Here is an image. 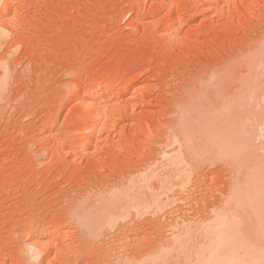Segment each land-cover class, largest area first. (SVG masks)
<instances>
[{
	"label": "rangeland",
	"instance_id": "374dc122",
	"mask_svg": "<svg viewBox=\"0 0 264 264\" xmlns=\"http://www.w3.org/2000/svg\"><path fill=\"white\" fill-rule=\"evenodd\" d=\"M263 41L264 0H0V264H164L168 250L169 264H186V255L208 248V225L226 203L243 156L233 155L237 163L230 153L217 157V144L216 154L185 163L179 103L194 82L207 91L215 80V92H200L209 101L185 114L195 145L204 150L200 131L213 119L226 126L232 104L230 114H244L255 146L263 147L264 77L256 75ZM100 99L106 116L97 121L85 101ZM130 182L148 204L112 226L90 213L84 223L103 227L90 233L94 239L85 237L83 224L63 219L79 191L95 204L96 191L123 194ZM101 201L99 209L107 204ZM179 240L191 241L185 255L183 241L174 244Z\"/></svg>",
	"mask_w": 264,
	"mask_h": 264
},
{
	"label": "bare ground",
	"instance_id": "6f19581e",
	"mask_svg": "<svg viewBox=\"0 0 264 264\" xmlns=\"http://www.w3.org/2000/svg\"><path fill=\"white\" fill-rule=\"evenodd\" d=\"M182 17H180V19H181ZM168 27V26H167ZM173 30V29H172ZM168 31V30H167ZM3 40H4V38H3ZM264 42V41H263ZM1 44V43H0ZM261 44V43H260ZM260 44H258L259 45V48L261 47L260 46ZM264 44V43H263ZM4 45V44H3ZM174 47V46H173ZM262 47H263V49H262ZM260 49L262 50L261 52L262 53H260V54H262L263 55V53H264V45L262 46ZM1 48V47H0ZM8 48V47H7ZM178 48V47H177ZM258 47H257V50H260ZM2 49V48H1ZM13 49V48H12ZM3 52V51H2ZM6 52V51H5ZM260 52V51H259ZM261 55V56H262ZM260 56V57H261ZM264 57V56H263ZM259 60H260V58H258ZM236 61H234V63H235ZM261 62V61H260ZM264 62V61H263ZM232 64H233V62H231ZM228 64L229 65V68L231 69L230 71H232V69H233V67L235 68V66L236 65H234L233 64V66H232V64ZM259 63V62H258ZM227 64V63H226ZM260 64V63H259ZM262 64V63H261ZM230 65H231V67H230ZM262 65H264V63L262 64ZM262 65L260 66V67H262ZM258 67H259V65H258ZM257 67V68H258ZM259 67V68H260ZM264 67V66H263ZM262 67V68H263ZM237 68V67H236ZM258 68V71H257V73H259V74H256V75H262L261 76V78H263L264 76V70L262 69V68H260L259 69ZM226 70V69H225ZM227 70H228V68H227ZM234 70V69H233ZM263 70V71H262ZM229 71V70H228ZM234 71H236V70H234ZM233 71V72H234ZM261 71H262V74H261ZM217 73V72H216ZM222 74V73H221ZM226 77H227V75H229V72H228V74H227V72H226ZM232 75V73L230 74V76ZM222 76V75H221ZM236 76H237V74H236ZM235 76V77H236ZM235 77H231V78H233V79H231V78H229V79H231L230 81L232 82V80H234V78ZM257 77V76H256ZM255 78V77H254ZM254 78H252V79H254ZM259 78V76L257 77V79H254V80H256V82L253 84V86L255 87V89H256V85L257 84H259L258 82H260V79H258ZM223 79V78H222ZM228 79V78H227ZM238 79V78H237ZM208 80V79H207ZM214 80V79H213ZM220 80V79H219ZM197 81V80H196ZM225 81V80H224ZM224 81H221V84H222V82L223 83H225ZM235 81V80H234ZM204 82V81H203ZM213 82V81H212ZM214 82H215V80H214ZM213 82V83H214ZM205 83H207L206 81H205ZM213 83H208V85H211V88L210 87H208L209 88V90H207V91H210V90H215L216 89V87L218 86L216 83L217 82H215L214 84L215 85H213ZM220 83V81H218V84ZM229 83V82H228ZM236 83H237V81H236ZM243 83V82H242ZM220 84V85H221ZM207 85V84H206ZM205 85V86H206ZM212 85H213V87L214 88H212ZM228 85V84H227ZM237 85V84H236ZM260 85V84H259ZM201 86H204L203 85V83L201 82L200 84L199 83H195L194 82V89H193V91L191 92V90H190V92H186V93H184L185 91H183V95H184V99L183 100H181L180 101V103H179V107L181 108V111L183 112H181V114H179L177 117V121L175 120V123L177 122V128H181L180 129V131L177 129L176 130V132L178 131V133H177V135H178V139H179V141H180V143H181V150L179 151V153L181 154V159L183 158V160H184V162L185 161H188V162H192V160L193 161H195V162H197V160H195V158H198L199 157V155H200V157H203L204 156V154L206 153L208 156L210 155V153L213 151V153L214 154H216V152L218 153V154H216V155H218L217 157H220V158H222V156H223V158H225L226 156H224V155H226L227 154V156H229V153H230V156L229 157H227V158H229L230 160L232 159L231 158V155H232V157H233V159L235 158L236 159V157L235 156H233V155H235V153H236V155H237V159L236 160H239V158H238V156L240 155V156H243L242 158L244 159H242L241 157V159L239 160V161H241V164H240V162L239 161H237L238 162V164L240 165H236V168H235V163H233L234 165H233V167L235 168V171H234V175L235 176H238L239 175V172L242 174V171L243 170H245L244 171V173L241 175V176H239V177H241L242 179H243V181L241 182L240 181V178L239 177H235L234 176V179H235V181L237 180V183L234 181V183H233V185H232V187H231V192L229 193V194H227V197H226V203L224 204V206L219 210H217L216 211V213L218 214V216H216V217H218L217 219H215L214 217H213V219H215L216 220V222H214L213 223V220H212V225H210V227H209V225H208V229H207V231H208V235H209V238H208V243L210 242V244H209V246H207L208 248H206V246L204 247L203 246V250L201 249V247H202V245L199 247V250H197L196 252H198V253H196V252H194V255H193V257H194V260H193V257H189L188 255H186V257H188V259L187 258H184V259H186L188 262H190L189 264H264V160H262V156H263V154L261 153L262 151H260V149L259 148H261V150H263L262 148H264V146L263 147H260V146H262L263 145V142H261L262 144H260L259 145V147L258 146H255V142H253V136H252V133H251V131L247 128V124H246V122H247V120H244V119H247V117H244L245 115L244 114H242V113H240V114H238V113H235L233 116H232V114H230V113H232V112H230V108L232 107V109H233V105L232 104H230L231 105V107L230 106H227V103H225V101L227 100L228 101V99H222V101H224L223 103H225L226 104V106H227V109H228V107H229V114H230V116H232L231 118H229L230 116H229V114H228V117L225 119V117L227 116V114L226 115H224V114H222L223 116H225V117H222V119L224 118L225 120H223V123L225 124L226 123V126H224L222 123V125L220 124V122H222V120L221 121H219L220 119H218L219 117H217V118H215V116H217V114L214 116V118L216 119H213V122L215 121H217V119H218V121H217V123H215L214 122V124L216 125V126H218L217 124H219L221 127L222 126H224V127H229L228 129H226V128H224V127H222V128H224L225 130H228L227 132H228V138H226L225 137V130L224 131H222L223 129L220 127V126H218V127H216V129L214 128V124L212 123V115H213V113H212V115H211V120H210V122L212 123L211 125H209L210 126V128L208 127V128H202L203 129V132H202V129H201V134H202V140H203V138H204V143H205V145L203 146V147H205L204 148V150L203 149H199V147L198 146H196L195 144V137H193L192 135H191V130H190V126H189V123H188V120H189V118H187V116L185 115L186 113H188L191 109H197L198 110V108H199V106L201 105V104H204L203 102H206V100H208L209 98V96H207L206 97V95H202V98H201V93L200 92H202V93H204V87H201ZM225 86V85H224ZM235 86V85H234ZM241 86V85H240ZM221 87H222V85H221ZM190 87H188L187 89H189ZM208 88H206V89H208ZM218 89H220V88H218ZM226 88H224V90H225ZM238 89V88H237ZM213 90V91H214ZM253 90V89H252ZM172 91V90H171ZM187 91V90H186ZM206 90H205V92H207ZM217 91V90H216ZM227 91V90H226ZM256 91V90H255ZM128 92V91H127ZM215 92V91H214ZM233 91H231V93H232ZM210 93H212V91L211 92H208V94H210ZM234 93H235V91H234ZM205 94H207V93H205ZM225 94H227L226 92H225ZM251 94H252V92H251ZM199 95H200V97H199ZM233 94H231V96H232ZM257 95H258V93H257ZM204 96V97H203ZM216 96H218V95H216ZM219 96H220V94H219ZM255 96V95H254ZM254 96H252V97H254ZM223 97V96H222ZM221 97V98H222ZM233 97V96H232ZM240 96H238V97H236V98H234V99H236V100H234L235 102H237V103H242L243 101H240L241 99L243 100V98L241 97V99L239 98ZM258 97V96H257ZM256 97V98H257ZM107 98V97H106ZM200 98H201V100H200ZM215 98H217V97H215ZM219 98V97H218ZM259 98V97H258ZM257 98V99H258ZM105 99V98H104ZM97 100V99H96ZM220 100V99H219ZM209 101V100H208ZM207 101V102H208ZM230 101L231 100H229L228 101V104L230 103ZM238 101H240V102H238ZM202 102V103H201ZM215 102H219L218 100H215L214 101V103ZM259 102V101H258ZM105 103V101H102V99H100L99 101H97V102H95V101H93V102H86L85 101V104L86 105H88V107H87V109L89 108V106L92 104V105H94L95 106V119L97 120V121H102L103 120V116H104V113H105V116H106V111L105 110H103V104ZM128 103V102H127ZM214 103H212V104H214ZM223 103H222V105H223ZM216 104V103H215ZM219 104V103H218ZM234 104V103H233ZM201 107V106H200ZM201 109V108H200ZM226 110V109H225ZM204 111V110H203ZM214 111V110H213ZM233 112H235L234 110H232ZM177 112V111H176ZM262 113H264V112H262ZM241 114H242V116H241ZM248 114V113H247ZM181 115V116H180ZM200 115V114H199ZM240 115V116H239ZM262 114H261V112H258L257 114H256V116L260 119L262 116H261ZM180 116V117H179ZM201 116V115H200ZM254 116H255V114H254ZM255 116V117H256ZM263 119H264V116L262 117ZM188 119V120H187ZM229 119V120H228ZM263 119H262V121H263ZM205 120V119H204ZM244 120V121H243ZM201 121H203V120H201ZM206 121V120H205ZM210 122H208V121H206L205 123H209L210 124ZM264 122V121H263ZM179 124H181V126L179 125ZM201 124L203 125V122H201ZM206 124V125H207ZM261 124H262V122H261ZM205 126V124L203 125V127ZM211 127H212V129H211ZM213 128L217 131V129L218 128H220V129H222V130H218V134H219V131H220V134L218 135L217 133H215V130H213ZM191 129H192V126H191ZM221 131H222V133H221ZM198 133V132H197ZM219 137H218V136ZM227 135V134H226ZM262 135L264 136V134H263V132H262ZM220 136H221V138H220ZM229 136L231 137V138H229ZM261 136V135H260ZM175 137V136H174ZM222 137H224V138H222ZM225 138L226 139H228L229 141L227 142V141H225ZM262 138V137H261ZM261 138H259V139H261ZM264 138V137H263ZM176 139V138H175ZM221 139V140H220ZM224 139V140H223ZM264 140V139H263ZM91 142V141H90ZM175 142L177 143L178 142V140L176 139L175 140ZM220 142V143H219ZM221 142H223L222 144H221ZM224 142L225 143H230V146H229V148H227V145L226 144H224ZM233 144V149H231L232 147H231V145ZM254 143V144H253ZM217 144L219 145L218 147H217ZM224 145H225V147H224ZM235 145L238 147V149H239V151H237L236 149H237V147H235ZM180 146V145H179ZM222 146V147H221ZM215 147H217V149L218 150H216V148ZM219 147H221L220 149H219ZM256 147H258L257 148V150H256ZM121 148V147H120ZM213 148H214V150H216V152H214V150H213ZM179 149V148H178ZM226 149L228 150H232L233 152H231V150L229 151L228 150V153H227V151H226ZM202 150V151H201ZM260 151V153H259V151ZM178 151V150H177ZM205 151V152H204ZM211 151V152H210ZM221 151V152H220ZM257 151V152H256ZM203 154H202V153ZM220 152V153H219ZM179 153H176V154H179ZM201 153V154H200ZM212 153V154H213ZM232 153V154H231ZM234 153V154H233ZM237 153H239V154H237ZM241 153V154H240ZM261 155V157H259L260 155ZM171 155H174V153L173 154H171ZM202 155V156H201ZM245 155V156H244ZM178 156V155H177ZM176 156V157H177ZM195 156V157H194ZM212 157H214L213 155H211ZM256 156H258L260 159H261V161H262V165H261V163H260V161L258 162V159L259 158H257ZM199 157V158H200ZM246 157H248L249 159H251V158H256L257 159V161H256V163L255 162H253V160L254 159H251V160H249L248 158V161H247V159L245 160V158ZM194 158V159H193ZM198 158V159H199ZM263 158H264V156H263ZM178 159H179V157H178ZM232 159V160H233ZM235 159L233 160V162H236L235 161ZM255 159V160H256ZM231 160V161H232ZM242 160H243V162H242ZM254 160V161H255ZM178 161V160H177ZM247 161V162H246ZM249 161H251V163H253V164H251ZM178 162H180V161H178ZM236 162V163H237ZM176 163V162H175ZM186 163V162H185ZM246 163H250V165H245L246 166V168L244 169L243 168V164H246ZM256 164V165H255ZM237 168H239V169H237ZM241 168H242V171H238V170H241ZM236 169H237V171H236ZM147 171V170H146ZM151 171V170H150ZM251 171H253V172H251ZM246 172V173H245ZM248 172H249V176L248 175H246V174H248ZM145 173V172H144ZM236 173H238L237 175H236ZM251 173L253 174V175H251ZM147 174V173H146ZM208 174V173H207ZM244 175V177H242ZM145 176V175H144ZM204 176V175H203ZM248 177V179L249 178H254L252 181H251V179L249 180V182H248V179L246 180V178ZM254 176V177H253ZM140 177V176H139ZM142 177V176H141ZM143 178V177H142ZM146 178V177H145ZM149 178V177H148ZM131 179V178H130ZM129 179V180H130ZM144 179V178H143ZM149 179H151V177L149 178ZM128 180V181H129ZM135 180H137V178L135 179ZM139 180H141V178H139ZM133 181H134V178H133ZM148 181V180H147ZM150 181V180H149ZM240 181V182H239ZM138 182V181H137ZM146 182V181H145ZM143 183V182H142ZM142 183H141V185H142ZM147 183V182H146ZM129 184H131V187H129L130 185ZM127 183L126 185H128L127 186V188L128 189H126L124 186H126V185H124V186H121V188H125V192H126V190H130L129 192H124L123 190L124 189H121L122 190V192H123V194L119 191L120 189H115V191H112V187L110 188L111 189V191L108 189V191H106V192H103V189H101V191H96L95 193H96V195L97 196H99L100 197V200H98V201H100V202H98L97 200H95L94 202H95V204L94 203H91V201L89 200V199H86V197L87 196H85L84 197V195H85V193L83 194V193H81L80 191L77 193V198H74V203H73V205L71 206V209H69V211H68V213H66L65 215H63L62 217H63V219H67V218H69V217H71V220H76V223L78 224V223H80V224H78V225H81V224H83V225H81V226H83V227H85V228H83L85 231L84 232H86V231H88L87 233H85L84 235H86L85 237L86 238H90V239H92L93 238V236H91V234L90 233H93V230L96 228H99L100 230L103 228L102 226L104 225V222L106 223L107 222V224H109L110 226H112V224H114L116 221H118V220H120L121 218H124V217H126V216H128L129 215V212H130V209H132V208H138L139 209V206L141 205V203H142V201H144L143 199H141V198H144V196L143 197H141V195H139L141 192H139V191H143V190H140V188H139V184H136V182H130V183ZM144 184V183H143ZM139 185V186H138ZM145 185V184H144ZM143 185V186H144ZM147 185V184H146ZM203 185V184H202ZM133 186H134V188H135V193H136V189H137V187H138V189H137V192L139 193H137V194H135L134 193V188H133ZM135 186H137V187H135ZM100 187V186H99ZM98 187V188H99ZM117 187V186H116ZM257 187H260V188H258L259 189V191H258V189H257ZM118 188V187H117ZM133 189V190H132ZM139 190V191H138ZM133 191V192H132ZM220 191V190H219ZM256 191V192H255ZM120 192V193H119ZM259 192V193H258ZM95 193H94V195H95ZM132 193V194H131ZM133 193L135 194V195H133ZM261 193V194H260ZM126 194V196L127 197H129L128 198V201H127V197H126V200H125V197L123 198V196ZM131 194V195H130ZM260 194V195H259ZM87 195V194H86ZM142 195H144V194H142ZM259 195V196H258ZM97 196H95L96 197V199H99V198H97ZM261 196V197H260ZM88 197H89V195H88ZM87 197V198H88ZM94 197V198H95ZM101 197H102V199H101ZM258 197V198H257ZM259 197H260V199H259ZM152 198V197H151ZM106 199V200H105ZM153 199V198H152ZM62 200V199H61ZM101 200H105L104 202H106L107 204V206L106 205H104V207H102V208H98V207H100L101 205V203L103 204V202L101 201ZM130 200V201H129ZM206 200V199H205ZM255 200H257L258 201V203L257 202H255V203H257V204H255L254 203V201ZM260 200V201H259ZM125 201H127V203L125 202ZM263 201V202H262ZM261 202H262V204H261ZM96 203H99V204H97V205H99L98 207H96ZM145 203H147L148 204V201L146 202V200H145ZM93 205L95 206V207H93ZM257 205H259L258 207H257ZM142 206V205H141ZM95 208H97L96 210H95ZM215 212V211H214ZM92 215H91V214ZM205 214V213H204ZM59 215V214H58ZM93 216L94 215V217H96L97 218V222H99L101 225H98L99 223H95L96 225H98L99 227H93V225H86V223H84L85 222V220H87V219H90L88 216ZM56 219H58V217L56 218ZM85 219V220H84ZM59 220V219H58ZM62 220V219H61ZM80 220L81 222H78V221ZM104 220H106V221H104ZM190 220V219H189ZM88 221V220H87ZM101 221H102V223H101ZM104 221V222H103ZM210 221V220H209ZM74 222V221H73ZM83 222V223H82ZM95 222H96V220H95ZM204 222V221H203ZM88 223V222H87ZM186 223V222H185ZM201 223V222H200ZM209 223V222H208ZM95 226V225H94ZM100 226H101V228H100ZM176 226V225H175ZM87 227V228H86ZM178 227V226H177ZM185 227H186V225H185ZM201 227V226H200ZM203 227V226H202ZM38 228V227H37ZM36 228V229H37ZM207 228V227H206ZM61 229V228H60ZM88 229V230H87ZM99 229H97L96 231L97 232H99ZM56 230V229H55ZM66 230V229H65ZM206 230V229H205ZM37 232H38V229L36 230ZM95 231V230H94ZM197 231H199V230H197ZM207 231H206V233H207ZM33 232H35V230H33ZM97 232H95L96 234H97ZM60 233H61V231H60ZM189 233H190V231H189ZM51 235H54L55 234V232H51L50 233ZM59 234V233H58ZM182 234V233H181ZM185 234H186V232H185ZM195 234H196V232H195ZM202 234V233H201ZM205 234V233H204ZM92 235H95V234H92ZM199 235V234H198ZM207 235V234H206ZM173 237H175V236H173ZM178 237H180V236H177V239H178ZM203 237V236H202ZM207 237V236H206ZM180 238H182V236L180 237ZM94 239V238H93ZM177 239H175V241H177ZM166 240V239H165ZM174 240V239H173ZM186 240V239H185ZM192 240V239H191ZM180 241V240H179ZM178 241V243H180V245L179 244H176V243H174L175 245H176V247L177 248H180L181 247V244H182V241H180L179 242ZM193 241V240H192ZM190 242V243H189ZM189 242L187 241H183V244H184V246H182V248H180L181 249V251H182V253H184L185 252V250L184 249H186V248H188V250H190V248H189V244H191V241L189 240ZM182 244V245H183ZM174 245V246H175ZM205 245V244H204ZM208 245V244H207ZM168 246V245H167ZM198 246V245H197ZM169 247V246H168ZM171 247V246H170ZM175 247V248H176ZM172 248V247H171ZM161 249V248H160ZM164 249H167V247L165 246V248ZM169 249V248H168ZM180 249H179V251H180ZM197 249V248H196ZM195 249V250H196ZM201 249V250H200ZM31 250V249H30ZM65 250V249H64ZM172 250H174V248L172 249ZM184 250V251H183ZM187 250V249H186ZM187 250V251H188ZM180 251V252H181ZM186 251V254H188V252ZM191 251H192V249H191ZM160 252V254L162 253L163 254V251L162 250H160L159 251ZM158 252V253H159ZM36 253V252H35ZM87 253V252H86ZM157 253V254H158ZM164 253H165V251H164ZM172 253V252H171ZM171 253L169 252V250H168V252L165 254V256L163 257L162 256V258H163V260L160 258V260H162V262L164 263V264H166V262L168 261V260H170V256H171ZM37 254V253H36ZM168 254V255H167ZM192 254V253H191ZM198 254V255H197ZM70 255V254H69ZM72 255V254H71ZM75 255V254H74ZM74 255H73V257H74ZM80 255V254H79ZM83 255H84V253H83ZM83 255H82V258H80L79 257V259L78 260H82L83 259ZM156 255V254H155ZM154 255V256H155ZM164 255V254H163ZM167 255V256H166ZM170 255V256H169ZM184 255H185V253H184ZM198 256L197 258H196V256ZM38 256V255H37ZM48 256V255H47ZM168 256H169V259H167L168 258ZM33 257V256H32ZM68 257V256H67ZM76 257V256H75ZM153 257V256H152ZM166 257V258H165ZM37 258V257H36ZM71 257H69V259H70ZM158 258V259H159ZM196 258V259H195ZM31 259V258H30ZM69 259H65V260H69ZM73 259V258H72ZM77 259V258H76ZM86 259V258H85ZM193 260L192 262H191V260ZM71 260V259H70ZM78 260H76V261H78ZM139 260V259H138ZM120 261V260H119ZM145 261V260H144ZM157 261H159V260H157ZM165 261V262H164ZM171 261V260H170ZM169 261V262H170ZM67 262V261H66ZM86 262V261H85ZM84 262V263H85ZM89 262V261H88ZM124 262V261H123ZM160 262V261H159ZM188 262H186V264L188 263ZM77 263V262H76ZM117 263H119V262H117ZM116 263V264H117ZM150 263V262H149ZM153 264H154V262H152ZM151 263V264H152ZM168 263V262H167ZM67 264V263H66ZM73 264V263H72ZM83 264V263H82ZM134 264V263H133ZM136 264V263H135ZM137 264H144L143 262L142 263H137ZM145 264H146V262H145ZM155 264H156V262H155ZM169 264V263H168ZM173 264V263H172Z\"/></svg>",
	"mask_w": 264,
	"mask_h": 264
}]
</instances>
